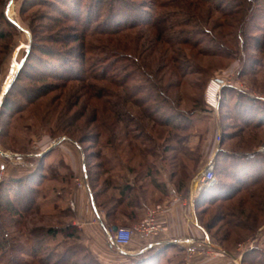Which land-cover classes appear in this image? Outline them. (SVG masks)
Here are the masks:
<instances>
[{
  "label": "rangeland",
  "instance_id": "374dc122",
  "mask_svg": "<svg viewBox=\"0 0 264 264\" xmlns=\"http://www.w3.org/2000/svg\"><path fill=\"white\" fill-rule=\"evenodd\" d=\"M0 1H5L0 10L16 27L15 30L7 29L8 42L0 43V111H2L4 98L25 65L35 38L33 33L35 29L41 47L51 48L61 55L74 49L75 45L58 46L46 43L53 35L62 33L60 31L62 27H75L73 23H65L54 31L48 30L54 26V18L61 16L60 12L67 8L71 12L74 11L73 1L77 0ZM82 1L81 12L84 11L85 16L91 15L93 12L90 1L98 0ZM118 1L147 5L154 10L156 0ZM228 2L230 5H224V8L229 15L215 11L216 6L213 3L203 4L201 11H197L204 20L201 21L203 24L195 25V31L187 27L191 34L183 37H187L190 42L175 48L167 49L164 43L155 41L156 33L149 29L145 30L144 27L136 28L131 32V36L123 39V43L129 45L130 50L127 52L133 57V61L140 62L133 70L127 68L124 62L118 64L127 72H134L128 86L134 90H142L135 99H141V103L147 100L146 106L153 108L149 102L151 89L144 87L145 82L148 79L161 85L166 96L172 100L171 103H174V107L183 114L181 126L186 127L184 132L168 134L164 128L142 118L141 108L130 102H125V107L123 106L127 122L131 120L126 126V123L115 120L110 113L103 112V100L97 104L89 103L79 93V83L69 84L67 87L51 84L50 86L55 88L54 91L32 104L26 102L20 94L10 92V104L6 111L4 110L6 114L0 116V133L2 125L9 123V135L4 138L6 147L0 143V185L10 179L37 175L41 180V185L39 189L37 188L38 203L41 206L39 213L30 212L26 218L16 217L13 220L15 224H11L13 221L8 214L0 217V239L4 245L0 246V264H17L15 262L17 259L22 260L21 264H89L91 259H97L95 254L100 247L94 244L95 235L91 234V238H88L81 231L79 239H71L62 235L60 231L68 224L78 227L76 222H79L80 218L83 219L80 213L78 215V200L83 203L85 216L92 211L94 199L83 170V158L88 154L95 156L91 163L96 165L99 163L100 166L99 170L93 168L92 184L90 182L94 190L105 193L102 198H98V204L105 199L115 198L117 194L115 188L127 182L137 188L146 189V193H141V197L144 196L143 209L149 208L151 211L158 210L162 201L182 194H190L195 202L205 191L209 198L212 195H220L221 192H217L219 190L212 188L217 183L223 186V191L231 190V193H237L239 187L236 183L224 176L223 169L218 168L223 158L228 157V161L235 160V157H240L239 160L241 158L254 160L257 154L264 155V126L259 129L245 127L244 123H241V118L244 117L239 113L241 102H245L244 108H253L258 104L249 99L264 101V0L255 3L242 2L245 5L244 11L246 7L251 9L244 17L246 19L243 18V22L248 24L243 27L242 38H238L239 20L242 16L232 5L239 4L241 0ZM168 10L171 9L157 8L158 12ZM93 11L97 12L96 9ZM75 13L78 15L79 12ZM248 14L251 20L247 17ZM207 53L210 56L204 55ZM35 57L46 66H51V70L58 68V55L43 56L42 53H37ZM36 58L31 60L32 65H37ZM174 59L184 67L182 71L184 76L178 85L173 84L177 80L176 77H179L172 68ZM18 66L20 68L16 72ZM46 66L42 70L39 69L50 73ZM114 74L116 73L112 72V75ZM120 75H123L122 71ZM6 83L10 86L8 85L4 91ZM104 85L103 83L102 86ZM109 91L112 92L110 88ZM215 95L217 102L214 105L210 97L213 96L215 101ZM94 110L98 112L94 114ZM249 119L253 126L259 122V118L255 116ZM137 124L140 127L135 126ZM176 135L180 140L183 139L181 137H185L183 148L179 146L178 149L177 140L173 138ZM138 137L141 138L135 140ZM147 137L152 138L151 145ZM78 141L81 142L80 145L75 143ZM142 142L147 143V147ZM128 144L133 145V150H130ZM167 147L170 152H164ZM146 149L150 151L147 153L144 151ZM2 153L11 156L5 157ZM218 154L221 155L217 156ZM210 164L215 179L198 194L197 178ZM148 167L152 169L153 176L143 178ZM187 179L188 185L185 190L177 192L178 181ZM153 180L161 185L160 190L152 184ZM191 186L196 197L190 191ZM205 206L206 203L198 209L196 207L197 219L203 233L200 244L191 245L196 252L205 249L226 258L227 254L233 255L238 264H243L242 258L248 254L252 259L250 264H264V188L256 187L251 193L236 194L229 200L214 203L211 207ZM243 212L244 216L240 214ZM221 215H224V220L219 221ZM248 216L251 217L247 219ZM217 217V223L212 226L211 232L206 231L203 225L209 224ZM230 221L237 222L242 228L229 226ZM39 227L55 228L58 235L54 238L45 236L44 230L39 239L43 251L37 258H33L31 253L33 243L28 240L27 235L32 229ZM225 232H230L229 240L222 242ZM103 238L106 242V237ZM109 243L112 244L110 238ZM15 246L23 247L24 252L12 253L11 249ZM152 246L159 247V240L152 242ZM122 250L128 252L127 249ZM115 253L119 256L126 255L122 252ZM167 253L168 258L163 259L176 261V255H171L170 251ZM179 255V261L187 255V262L192 263L189 261L190 257L188 259V252L184 254L180 252Z\"/></svg>",
  "mask_w": 264,
  "mask_h": 264
},
{
  "label": "trees",
  "instance_id": "16d2710c",
  "mask_svg": "<svg viewBox=\"0 0 264 264\" xmlns=\"http://www.w3.org/2000/svg\"><path fill=\"white\" fill-rule=\"evenodd\" d=\"M228 1L156 0L154 5L155 8L153 10L152 7L142 4H133L118 0H98L90 1V7L92 8L91 12L93 13L87 16H85L84 11L81 12L83 1H73L74 4L72 6V10L74 11L71 12L67 8L65 11L60 12L61 16L56 19L54 18V26L49 27L48 30H50V32L52 30L54 31L60 25L65 23H73L75 27L61 26L62 28L60 31L62 33L57 34L56 32L57 35L50 37L46 44H55L58 46L75 45L73 47L74 49L72 48L73 50L67 53H62L61 55L59 52L55 53L51 48L46 49L41 47V42L39 40L40 38H37L38 32H36L35 29L33 31L35 38L28 52L25 65L15 77L10 90H8V93L4 98L3 104L1 106L2 111H0V116H4L6 114L5 109L10 104V92H16L17 94H20V96L25 99L26 102L32 104L35 100L42 99L54 91L55 88H53L54 86H50L51 84H58L67 87L69 84L79 83V93H81L89 103L93 102L97 104L103 100V112L110 113L113 118H115V120H120L126 123V126L128 122H131V120L127 122V119L125 118L126 115L123 114V110H125V102H130L131 104H137L138 107L141 108L142 118L149 119L154 123V125L159 126L162 129L164 128L163 130H165V132L168 134H173L175 132L179 133L180 131L184 132L186 127L181 126L183 114H181V112L174 107V103H171L172 100L166 96L165 89L161 87V85L155 83L154 81H148V79L146 80L147 82H145L146 84L144 87H149L151 89L149 94V102H151L153 108L146 106L147 100L141 103V99H135V96L138 94V92H141L142 90H134L128 86L129 81L132 80L134 72H127L125 68H121V66H118V64L120 62H124L127 64V68L129 67V69L133 70L135 69L134 67H137L140 62L139 60H136V63L133 61V57L129 54V52H127L130 50L128 48L129 45L126 42L123 43V39L131 36V32H133V30L136 28L144 27L145 30L149 29L155 32L157 36L155 41L159 40L160 42L164 43L167 46V49L189 43L190 41L187 39V37L184 38L183 36H188L191 34V32L187 31V27H191L192 31H195V25H198L199 23L203 24L201 21L204 20L197 13V11H201L203 4L213 3L216 6L215 11L229 15V13H227V9L224 8V5H230ZM243 1H251L252 3H255L258 0H241L239 4H232L233 7H235L234 9L239 10L237 12L242 16V18L239 20L240 29L238 38L243 37V27L248 24V22H243V18L246 17L247 13L251 11V9H248L247 7L245 8V11L243 10L245 7V5L242 3ZM4 2L5 1H0V8L4 5ZM217 2H220V4H217ZM157 8H166L171 10H168L167 12H158ZM93 9H96L98 13H94ZM105 9L106 11H104ZM75 11L79 12L78 15H76ZM247 17H249V14ZM249 19L251 20L252 18L249 17ZM15 28V25L9 21L5 17L3 11L0 10V43H7V40L9 39V35L6 34L8 33L7 29L15 30ZM63 28L68 31L65 32ZM183 29L184 31H181ZM37 53H42L43 56L58 55V68L51 70V66H49V68L46 66V64L41 63L38 58L35 57ZM204 55L210 56L209 53ZM211 55L214 56L215 54ZM35 58L37 65H32L31 60ZM173 62L174 64L172 68L176 70L175 75L178 73L179 76L176 77L177 80L174 81L173 84L178 85L180 79L184 76L182 73L184 67L182 64L179 65V61L177 59H174ZM44 65L47 67L48 71H51L50 73L41 71L43 67L45 68ZM39 68H41V70ZM121 71L123 72L122 76L120 75ZM112 72H115L117 75H112ZM143 75L145 77L147 76L145 73ZM103 83L105 84L104 86H102ZM109 88L112 90V92L109 91ZM113 89L116 90L113 91ZM117 90H119L118 93L116 92ZM222 91L224 92L225 89ZM235 92L237 93V91ZM74 93L78 92L74 91ZM112 99H116L117 101L113 102ZM249 101L255 102V104H258V106L255 105L253 108H244L245 105L243 104L245 102H241L239 113L242 115V117H244L241 118V123H244L245 127L247 128L259 129L264 126V101L255 99H249ZM97 109L99 110V108ZM94 111V114L98 112L97 110ZM254 116L255 118H259V122L253 126L249 118ZM95 120L97 121V119ZM2 122L3 121H1V124ZM135 126L140 127L138 124ZM8 135L9 123L7 122L2 125V130L0 133V143L3 146H5L4 138H7ZM177 137L178 136L176 135L173 138L177 140L176 142L178 149H180L179 146L183 148V139H185V137H181L183 138L181 140ZM223 137H221L222 140ZM140 138L141 137H138L135 140ZM147 139L149 140V145H151L153 143L152 138L147 137ZM75 143L78 145L81 144L79 141ZM146 144L147 143H143L145 147H147ZM128 146L130 150H133V145L128 144ZM167 148L168 149H165L164 152L171 151L169 147ZM144 151L148 153L150 150L146 149ZM219 155L221 154H218L217 156ZM173 157L172 159H174ZM93 158L95 159V156H91L89 154L84 156L83 170L86 180L89 183L88 188L93 196L96 210H102L109 221H113L120 216L126 217L132 221L137 220L144 208V204L142 202L144 196L141 197V193H146V189H144V187L137 188L136 186L132 184L130 185V183L127 182L115 188L117 191L115 198L105 199L98 204V198H102L103 194L105 193H100L99 191H96L92 188V170L93 168H96V170L100 169V166L98 165L99 163H97V165L95 163H91V159ZM227 158L222 159L220 163L221 166L218 169H223L224 176H227L228 179L236 183V186L239 187L237 193H231V190L223 191V186L220 183H217L213 185L212 188L214 190H219L217 192H221L220 195H212V197L209 198L207 196V191H205V193L199 196L195 202L197 209L204 203H206V206L208 205V207H211L214 203L221 200H229L236 194L251 193V191L256 187L259 189L264 188V155L257 154L254 160H249L248 158V160L246 158H241L239 160L240 157H235V160L233 159L228 161ZM169 161L171 162V160ZM239 169L240 171H238ZM152 176V169L148 167L147 173L143 178H152ZM188 179L186 181H178L177 192H182L185 190L186 186L188 185ZM152 182L155 188L158 190L161 189V185L159 183L155 182L154 180ZM40 185L41 180L37 175H28L19 179H10L6 183H1L0 217H4V214H8L11 216V220L13 221L16 217L19 218L23 216L26 218L30 212L32 213L38 211L37 213H39V208L41 205L38 203V189ZM121 209H123V211H121ZM240 214L243 216L245 215L244 212ZM69 217L73 218V216L70 215ZM250 217L251 216H248L247 219ZM223 218L224 215H221L219 221L224 220ZM217 219L218 217L210 221L209 224H204V229L208 232H211L212 226H215L217 223ZM200 221H202V218H200ZM15 223L16 222L14 221L11 222V224ZM229 226L237 229L242 228L235 221H230ZM44 230L45 232L43 234L45 236H52L54 238L58 235L57 229L55 228L39 227L32 229L28 233L27 237L28 240L33 243L31 245V253L33 254V258H37L39 253H42L43 251L41 247L42 242L39 239L41 237L40 235H42L41 233ZM60 231L62 235L71 239H79L81 232L80 229H78V227L74 224H68L67 226L62 227ZM229 234L230 232H225L222 242H227L229 240ZM2 242L3 240L0 239V246H4L2 245ZM11 251L12 253L16 251L21 254L24 252V249L23 247L15 246L13 249H11ZM163 253L164 252L159 253L154 249L149 248L144 253L139 254L136 257V260L123 264H161V255ZM250 257L251 256L248 254L244 255L242 258L243 264H250L252 260ZM14 259L16 258L14 257ZM95 260L91 259L89 264H102L97 259ZM21 261L18 259L15 260L17 264H21Z\"/></svg>",
  "mask_w": 264,
  "mask_h": 264
},
{
  "label": "crops",
  "instance_id": "0c3cea01",
  "mask_svg": "<svg viewBox=\"0 0 264 264\" xmlns=\"http://www.w3.org/2000/svg\"><path fill=\"white\" fill-rule=\"evenodd\" d=\"M8 85L9 83H6L4 89H6ZM190 191L193 192V196L196 195H194L192 186ZM194 202L195 200L192 199L190 194H182L178 197L162 201L158 209L159 214L157 215V220L161 229L160 236L153 239L151 237L135 235L131 244L124 248L127 249L128 252L109 243V238L111 239V230L114 227H127L133 229L147 217L148 213L151 211L149 208L143 209L137 220L132 221L126 217L120 216L113 221H109L103 211L99 212L96 210L94 204L91 206V213L85 216L83 203L81 200H78V215L80 213L83 219L80 218V221H77L76 225H78L80 231L87 235L88 238H91V234L95 235L94 238L96 239H93L94 244L100 247L95 255L97 260L102 264H123L134 261L139 254L144 253L149 248L159 253H161V250L166 249L161 255V264L166 260L163 258H168L167 256H169V253L166 254V252L169 251L172 252L170 253L171 255H176L178 260L175 259L176 261L173 262L171 259H167L165 264H189L186 259L187 255H184L183 259L179 261V253L181 252L184 254V252H187L189 246L197 243L200 244L203 238ZM103 237H106V242ZM156 240H159L160 246L156 248L153 246L151 247V243ZM210 251L211 250L208 252L205 249L204 251L201 249L199 251L197 250L196 254L192 256L188 255V259L190 257L189 261L192 262L191 264H238L233 255L227 254L228 258H226V256L218 255L219 253L217 254V252ZM115 252H122L126 255L119 256Z\"/></svg>",
  "mask_w": 264,
  "mask_h": 264
},
{
  "label": "built area",
  "instance_id": "2783aa9c",
  "mask_svg": "<svg viewBox=\"0 0 264 264\" xmlns=\"http://www.w3.org/2000/svg\"><path fill=\"white\" fill-rule=\"evenodd\" d=\"M218 94V93H217ZM212 103L215 105L217 96L215 95V101L213 100V96L210 97ZM5 157H9L11 155L3 154ZM215 179L214 170L212 164L205 170V172L197 178L199 185H203V187L210 185L213 183ZM159 214V210H152L148 213L147 217L137 224L133 229L120 227L116 232L111 230V241L119 249H124L128 247L135 235H141L144 237H151L153 239L158 238L161 233L160 225L157 220V215ZM187 252L190 256L196 254L195 249L192 246L187 248Z\"/></svg>",
  "mask_w": 264,
  "mask_h": 264
},
{
  "label": "water",
  "instance_id": "95a60500",
  "mask_svg": "<svg viewBox=\"0 0 264 264\" xmlns=\"http://www.w3.org/2000/svg\"><path fill=\"white\" fill-rule=\"evenodd\" d=\"M2 154H3V153H2ZM202 188H203V185H198V189H197V190H198V191H197L198 194H199V192H200V190H201ZM117 230H118V227H114V228L112 229L113 232H116Z\"/></svg>",
  "mask_w": 264,
  "mask_h": 264
},
{
  "label": "bare ground",
  "instance_id": "6f19581e",
  "mask_svg": "<svg viewBox=\"0 0 264 264\" xmlns=\"http://www.w3.org/2000/svg\"><path fill=\"white\" fill-rule=\"evenodd\" d=\"M19 68H20V67L18 66L16 72L18 71ZM11 71H12V69H11ZM16 72H15V73H16ZM13 78H14V77H13ZM12 80H13V79H12ZM9 86H10V85H9ZM6 89H7V88H6ZM6 89H4V91H5Z\"/></svg>",
  "mask_w": 264,
  "mask_h": 264
}]
</instances>
